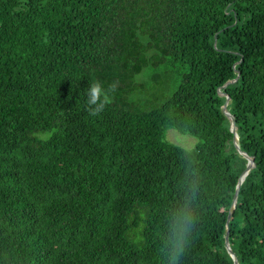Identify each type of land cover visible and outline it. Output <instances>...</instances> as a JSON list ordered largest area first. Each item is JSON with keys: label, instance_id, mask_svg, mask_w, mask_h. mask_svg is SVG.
I'll use <instances>...</instances> for the list:
<instances>
[{"label": "trees", "instance_id": "obj_1", "mask_svg": "<svg viewBox=\"0 0 264 264\" xmlns=\"http://www.w3.org/2000/svg\"><path fill=\"white\" fill-rule=\"evenodd\" d=\"M238 76L229 240L264 264V0H0V264H172L189 199L179 264H234Z\"/></svg>", "mask_w": 264, "mask_h": 264}, {"label": "clouds", "instance_id": "obj_2", "mask_svg": "<svg viewBox=\"0 0 264 264\" xmlns=\"http://www.w3.org/2000/svg\"><path fill=\"white\" fill-rule=\"evenodd\" d=\"M196 216L191 206V199L185 201L182 206H178L170 217L172 248V264H179L180 257L188 244V238L192 231Z\"/></svg>", "mask_w": 264, "mask_h": 264}, {"label": "water", "instance_id": "obj_3", "mask_svg": "<svg viewBox=\"0 0 264 264\" xmlns=\"http://www.w3.org/2000/svg\"><path fill=\"white\" fill-rule=\"evenodd\" d=\"M216 45H217V41L215 42V46ZM238 79H239V76L236 79L227 82L223 87H221L219 89L220 96L226 97V99H227L226 103L223 106V112L225 113L226 117L231 122V131L234 134V143L236 145V148L239 151V153L242 156H244L247 159V161H248L247 167H246L245 171L243 172V174L241 175V177L239 179V183L237 185L236 193H235V196H234V199H233V203H232V206H231V209H230V212H229V216H228V220H227V226H226L225 246H226V249H227L228 253L233 258L234 264H240V263H239V260H238V258L236 256L235 252L233 251V249L231 247L230 240H229V238H230V229H229L230 228V222H231V220L233 218L234 212H235L236 207H237L240 188H241L243 182L245 181V178L249 175V173L255 167L254 159L251 158L250 156H248V154L243 152L241 150V148H240L238 126L236 124V118L229 110V105L231 104L232 100H231V97L229 95L224 93V90L227 88V86L229 84H232V83L236 82Z\"/></svg>", "mask_w": 264, "mask_h": 264}, {"label": "rangeland", "instance_id": "obj_4", "mask_svg": "<svg viewBox=\"0 0 264 264\" xmlns=\"http://www.w3.org/2000/svg\"><path fill=\"white\" fill-rule=\"evenodd\" d=\"M168 84H173L175 81L177 85L180 83V77L177 74H169L167 77ZM177 87V86H176ZM133 101L140 109H150L156 106V103L152 99H146L145 97L139 98L134 96ZM166 138L169 142L184 148L185 150L192 152L196 149L197 145L201 142V139L191 136L189 134L181 133L177 129L168 128L166 131Z\"/></svg>", "mask_w": 264, "mask_h": 264}]
</instances>
